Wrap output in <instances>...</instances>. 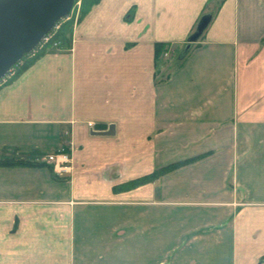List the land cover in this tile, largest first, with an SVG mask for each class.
I'll return each mask as SVG.
<instances>
[{
  "label": "crops",
  "instance_id": "crops-1",
  "mask_svg": "<svg viewBox=\"0 0 264 264\" xmlns=\"http://www.w3.org/2000/svg\"><path fill=\"white\" fill-rule=\"evenodd\" d=\"M5 159L0 264H264V0H98L0 86Z\"/></svg>",
  "mask_w": 264,
  "mask_h": 264
},
{
  "label": "water",
  "instance_id": "water-1",
  "mask_svg": "<svg viewBox=\"0 0 264 264\" xmlns=\"http://www.w3.org/2000/svg\"><path fill=\"white\" fill-rule=\"evenodd\" d=\"M74 3L75 0H0V80L69 15ZM207 22L208 18L202 19L199 29ZM94 129L114 133L112 124L97 123Z\"/></svg>",
  "mask_w": 264,
  "mask_h": 264
},
{
  "label": "trees",
  "instance_id": "trees-1",
  "mask_svg": "<svg viewBox=\"0 0 264 264\" xmlns=\"http://www.w3.org/2000/svg\"><path fill=\"white\" fill-rule=\"evenodd\" d=\"M98 0H83L82 1V11H81V15L87 10L89 9L90 6H92L93 4L97 3ZM207 19L209 20V15L204 14L202 15V17L199 19L197 25L194 27V31L190 36V42L196 41L198 40V38L201 36L202 32L204 31L205 27L207 26L208 22L206 23V25H204L203 28L199 29V24L202 21V19ZM71 26V22H68L64 25L61 26V28H59L55 35L52 37V39L47 42L46 44H44L43 46H39L37 47L34 51H32L29 54H26L19 63H17L14 67H15V75L11 78L13 79L14 77H16L18 74H20L24 69H26L30 64H32L37 58H39L42 54H44L46 52V50L58 39H60L61 37L64 36V34L67 32L68 28ZM164 44H160L158 45V48L160 50V48H163ZM187 49V48H186ZM188 51L186 50L185 53H187ZM184 53V54H185ZM183 59V57H182ZM10 79V80H11ZM190 160H185L182 162H177V163H173L170 164L166 167H163L159 170L154 171L152 174H150L149 176H146L144 178H141L137 181L134 182L135 183H140V182H144L146 179H151V178H156L159 177L161 174H163L164 172H167L171 169H174L182 164L187 163ZM0 165L1 166H14V165H42V163H33V162H28V161H22V160H13V159H5V160H0Z\"/></svg>",
  "mask_w": 264,
  "mask_h": 264
},
{
  "label": "built area",
  "instance_id": "built-area-1",
  "mask_svg": "<svg viewBox=\"0 0 264 264\" xmlns=\"http://www.w3.org/2000/svg\"><path fill=\"white\" fill-rule=\"evenodd\" d=\"M75 3H76V1H75ZM77 9H78V7H77ZM73 11H74V7L72 8V10L69 13V15L64 17L61 20H69V19H71L73 17L72 15L75 14L74 15V22L77 21V19H78L77 17L79 16V10H77L75 13H73ZM60 21L55 24L54 28L45 36V38L42 40V42H41V44L39 46H43L44 44H46L47 42H49L52 39L54 32L56 30H58V28L60 27ZM171 51H172V45L169 44V43H166L163 46V50L161 52V56L163 58L167 57L170 54ZM15 72H16L15 67H12L7 72L5 77H3L0 80V86L3 85L4 83L8 82L15 75ZM88 125H89L90 128H93V123L92 122H89ZM47 160L53 163V168L58 173L67 172L71 168V166H70V160H71L70 159V154L65 152L64 150H60V151H58V152H56L54 154H49L48 157H47Z\"/></svg>",
  "mask_w": 264,
  "mask_h": 264
},
{
  "label": "rangeland",
  "instance_id": "rangeland-1",
  "mask_svg": "<svg viewBox=\"0 0 264 264\" xmlns=\"http://www.w3.org/2000/svg\"><path fill=\"white\" fill-rule=\"evenodd\" d=\"M76 1V3H74V5H73V7H74V11H73V13H75L77 10H79V16L81 15V11H82V1L83 0H75ZM78 3V4H77ZM77 7H78V9H77ZM72 13V14H73ZM74 15L75 14H73L72 16V18L71 19H69V20H61L60 21V27L59 28H61V26L62 25H64V24H66V23H68V22H71V24L74 22ZM79 16L77 17V18H79ZM58 28V29H59ZM57 31V30H56ZM56 31L54 32V34H53V36L55 35V33H56ZM174 51V47H172V51L171 52H173ZM171 52H170V54H171ZM170 54L167 56V57H169L170 56ZM167 57H164V58H167ZM163 58V57H162Z\"/></svg>",
  "mask_w": 264,
  "mask_h": 264
}]
</instances>
